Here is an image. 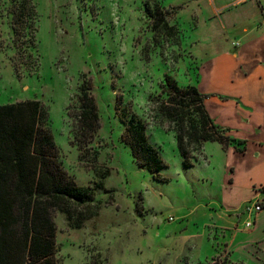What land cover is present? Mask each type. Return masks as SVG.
I'll list each match as a JSON object with an SVG mask.
<instances>
[{
	"label": "rangeland",
	"instance_id": "rangeland-1",
	"mask_svg": "<svg viewBox=\"0 0 264 264\" xmlns=\"http://www.w3.org/2000/svg\"><path fill=\"white\" fill-rule=\"evenodd\" d=\"M21 1L0 0V105L33 99L46 108L44 126L53 135L62 167L92 194L91 203L78 207V220L98 206L97 213L79 227L76 214L68 223L55 212L57 263H230L223 250V230L214 227L216 221L217 227L223 226L218 215L224 212L218 208L223 202L227 211H243L237 235H232V228L226 236L234 238V251L250 264H264V259L256 260L264 253V212L250 215L245 210L255 199L264 200L258 188L264 186V143L258 144L264 142V131L246 136L244 153H227L217 143L205 142L199 152L191 153L193 164L186 167L174 132L167 123L158 122L152 109L151 98L161 92L165 74L181 86L195 85L198 63L206 57L201 53L203 45L189 48L182 42L192 40L183 38V33H190L196 1L28 0L34 10L33 28L16 42L11 10ZM200 1L201 9L209 12ZM146 2L167 11L168 23L178 30L176 38L152 30ZM254 8L252 24L263 23L256 3ZM223 22L227 23L224 15ZM233 22L234 30L240 27ZM228 29L231 41L234 33L231 26ZM83 83L90 86L100 127L91 150L80 160L72 143V113L78 109ZM117 104L127 118L134 115L145 123L148 141L164 161L165 180H155L132 159L121 139L124 125L116 115ZM231 174L239 182L236 186L244 188L239 201L240 189L237 196L226 191ZM256 188L261 192L257 198ZM260 214L256 232L244 227ZM210 246L214 249L206 254Z\"/></svg>",
	"mask_w": 264,
	"mask_h": 264
},
{
	"label": "trees",
	"instance_id": "trees-1",
	"mask_svg": "<svg viewBox=\"0 0 264 264\" xmlns=\"http://www.w3.org/2000/svg\"><path fill=\"white\" fill-rule=\"evenodd\" d=\"M29 4V6H28ZM15 41L33 28V6L22 0L12 10ZM145 13L156 33L176 38L178 30L167 21L168 13L157 3H145ZM90 86L82 84L77 96L78 109L72 113L73 140L80 160L91 150L100 127L97 106ZM161 92L151 98L159 123H167L174 132L176 147L183 165L192 166L191 153L200 151L205 142L232 145L239 153L246 141L231 137L227 129L214 123L205 106L204 97L193 84L181 86L165 74ZM116 106V115L124 125L121 139L130 149L138 167L146 169L155 180H165V166L157 147L149 143L146 125L136 116ZM48 114L38 100H25L0 105V264H58L56 251L55 212L71 223L76 214V227L83 219L97 213L96 206L80 218L78 207L93 201L88 188L79 187L62 167L53 135L44 124ZM96 161V155H92ZM198 264H230L200 262Z\"/></svg>",
	"mask_w": 264,
	"mask_h": 264
},
{
	"label": "crops",
	"instance_id": "crops-1",
	"mask_svg": "<svg viewBox=\"0 0 264 264\" xmlns=\"http://www.w3.org/2000/svg\"><path fill=\"white\" fill-rule=\"evenodd\" d=\"M195 1L198 9L192 13L193 24L190 26V33L187 36L183 33V38L190 37L192 40L182 42L189 48L201 43L203 45L201 53L206 57L198 63L195 86L205 95L204 106L214 123L226 128L231 137L247 141L248 134H261L264 131V19L263 23L258 25L251 22V16L255 13L254 3L264 17V0H204L209 12L201 9L200 2L203 1ZM223 15L227 23L223 22ZM255 18L256 16H253V19ZM233 20L240 24L236 30L233 29ZM229 26L232 27L230 32L234 33L233 40L237 41L228 40ZM181 31L183 32V29ZM234 42L239 45H234ZM262 143L264 142H258L259 145ZM217 144L227 153L237 152L232 145L224 149ZM205 156L208 161V156ZM233 170L231 167L230 171ZM233 176L231 174L228 179L226 191L229 195L230 191H234L233 195L237 196V189H240L239 201L245 192L243 187L236 186L239 182L236 183ZM258 188L264 193L263 185ZM258 188L255 189L256 198L258 193H261L256 191ZM218 208H223L224 211L218 214L220 221L223 220V226L217 227L216 221L214 227L223 230V250L228 255L230 264H250L249 260L234 251V238L232 241L226 237L228 231L232 232V228V235L235 236L239 232L243 211H227L223 202ZM260 211L264 212V205ZM260 217L262 219L263 215L260 214L257 220L256 217H251L249 220H252L253 225L245 227L244 223V227H254L256 232L260 227ZM213 249L210 246L205 253H211ZM256 258L263 261L264 253L261 252Z\"/></svg>",
	"mask_w": 264,
	"mask_h": 264
},
{
	"label": "built area",
	"instance_id": "built-area-1",
	"mask_svg": "<svg viewBox=\"0 0 264 264\" xmlns=\"http://www.w3.org/2000/svg\"><path fill=\"white\" fill-rule=\"evenodd\" d=\"M234 45H237V43L234 42ZM263 205H264V200L255 199L253 203L246 206L245 210L247 213L252 215L254 213H258L263 208ZM252 225H253L252 220L245 222V227H251Z\"/></svg>",
	"mask_w": 264,
	"mask_h": 264
}]
</instances>
